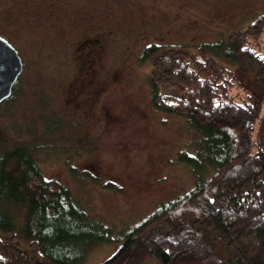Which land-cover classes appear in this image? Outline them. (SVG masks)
<instances>
[{"label":"rangeland","instance_id":"1","mask_svg":"<svg viewBox=\"0 0 264 264\" xmlns=\"http://www.w3.org/2000/svg\"><path fill=\"white\" fill-rule=\"evenodd\" d=\"M262 15L264 0H0V36L23 64L11 101L0 103V152L26 146L42 176L109 229L89 246L86 238L70 244L76 264L102 263L128 229L214 172L200 160L203 140L190 120L152 106L143 49L195 53L220 43L217 60L231 67L227 36ZM258 44L264 52V34ZM259 125L254 135L263 141L264 118Z\"/></svg>","mask_w":264,"mask_h":264},{"label":"trees","instance_id":"2","mask_svg":"<svg viewBox=\"0 0 264 264\" xmlns=\"http://www.w3.org/2000/svg\"><path fill=\"white\" fill-rule=\"evenodd\" d=\"M263 34L264 15L227 36L231 67L217 60L220 43H202L195 53L157 44L143 49L152 106L190 120L202 136L200 160L214 172L128 229L100 264H264V130L263 141L254 135L264 118ZM159 85L176 95L162 94ZM179 159L199 163L197 156ZM107 231L68 188L42 176L26 146L0 152V264H76L80 254H71L70 244L86 238L89 246Z\"/></svg>","mask_w":264,"mask_h":264},{"label":"water","instance_id":"3","mask_svg":"<svg viewBox=\"0 0 264 264\" xmlns=\"http://www.w3.org/2000/svg\"><path fill=\"white\" fill-rule=\"evenodd\" d=\"M22 70V60L16 48L0 36V103L12 95Z\"/></svg>","mask_w":264,"mask_h":264},{"label":"snow or ice","instance_id":"4","mask_svg":"<svg viewBox=\"0 0 264 264\" xmlns=\"http://www.w3.org/2000/svg\"><path fill=\"white\" fill-rule=\"evenodd\" d=\"M261 59H264V57H261Z\"/></svg>","mask_w":264,"mask_h":264}]
</instances>
